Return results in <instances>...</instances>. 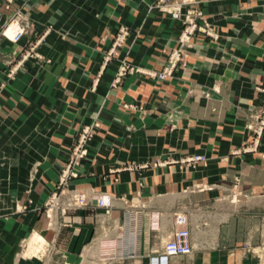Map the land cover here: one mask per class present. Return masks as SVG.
I'll list each match as a JSON object with an SVG mask.
<instances>
[{"label": "crops", "instance_id": "crops-1", "mask_svg": "<svg viewBox=\"0 0 264 264\" xmlns=\"http://www.w3.org/2000/svg\"><path fill=\"white\" fill-rule=\"evenodd\" d=\"M154 1H1L0 31L16 8L31 30L17 43L0 36V264H78L85 249L116 230L130 210L142 213L136 217L140 255L103 261L152 264L151 257L163 253L175 229V213L195 207L211 214L213 246L199 247L193 236L195 251L167 264H259L244 246L260 244L259 225L235 209L221 222L217 204L237 179L241 195L254 198L264 192V137L255 151L234 152L250 144L249 111L264 105V93L256 89L264 87V0H189L184 11L202 10L218 37L197 31V42L172 79L158 83L135 72L114 86L126 54L135 65L158 72L167 65L164 49L178 44L183 21L150 10ZM117 24L130 34L119 56L106 64ZM37 41L50 61L30 59L10 79L5 58L20 59L21 51ZM124 103L151 111L142 115ZM177 106L184 116L173 128L162 113ZM96 113L101 126L86 142L87 154L68 182L91 201L49 220L43 205L72 156L78 130ZM197 154L209 158L196 165L175 161ZM129 162L147 166L127 168ZM101 192L114 195L111 208L97 206L94 195ZM158 215L160 225L154 229ZM34 232L49 244L25 255L29 247L22 245Z\"/></svg>", "mask_w": 264, "mask_h": 264}, {"label": "rangeland", "instance_id": "rangeland-1", "mask_svg": "<svg viewBox=\"0 0 264 264\" xmlns=\"http://www.w3.org/2000/svg\"><path fill=\"white\" fill-rule=\"evenodd\" d=\"M1 1L2 0H0V3H1ZM183 1H185V0H155L154 3H152V5L150 6V10L155 9L158 15H163L164 17H166V16L171 15L169 9L171 8V5L173 3L183 2ZM189 2L190 1H187L186 3H184V5L189 4ZM186 11H191V13H193L195 15L196 22L200 26L205 27L208 30H213L211 28V26L209 25V23L206 20H204L205 18H204V13L202 10H199L198 8H188ZM200 19H203L205 21V24H203V25L200 24L199 23ZM17 20H23L27 24L26 34L29 33L31 30L30 22H29L28 18H26L24 16V13H22V9H19V8H16V10L12 16V19L9 21V23H11L12 21L13 22L17 21ZM6 24L1 29L0 36H3L2 30L6 27ZM117 25H119V27L117 29L112 47L106 51V55L104 57V61L106 62V64L109 63L110 61H112L115 57L119 56L118 50L120 47H122L125 44V42L127 41L128 37H129V34H130V29L128 27H126L123 24H117ZM122 29H125L126 31H128V34L126 36H124L123 38L119 39V34H120ZM49 30H50V27H49ZM107 30L109 31L110 29L108 28ZM183 30H184V28H183ZM181 34L178 37V44L174 48H171L169 50L164 49V52L167 53V55H168L167 65L169 64V62L172 58V55L174 54L175 51H179V53L181 55V59L177 62L176 66L173 69V72L170 75L165 76L163 74L164 69L166 68L167 65H165L162 70L157 72L156 70H153V69H147V68L141 67L139 65H135L133 63V60L131 59V57L128 54H126L125 56H123L121 58V63L119 65L117 74H116L114 81H113L114 86L120 85L124 76H126L128 73H135V72L143 73V74H145V75H147V76H149L155 80L157 79L158 83H162L163 81L165 82L169 79H172L175 75V72L179 69V67L185 65L186 59L189 57V51L193 48L194 44L197 42V40H195V39H197V37L196 36L193 37L194 36L193 35L190 42L182 44V43H180ZM204 34H206V33H204ZM208 36H210V35H208ZM215 36L218 37L217 34H215ZM3 37H5V36H3ZM38 47H40V41L28 44L21 51L23 53L21 54L20 59H18L17 55L14 56L13 54L11 57L5 58L6 63L10 66V70L8 73V77L10 79H13L17 75V73L21 70V68L24 67V64L27 61H29L30 59H37V60L42 61V62H44V61L49 62L50 61L47 57H45L44 55H42L38 51ZM0 59H4V58H2L1 54H0ZM256 89L259 92L264 93V87H261V85H257ZM160 101L162 103L166 102L165 98L161 99ZM123 107L125 109H128V110H140L142 115L149 114L151 111L150 109H146L142 105H137L136 103H124ZM94 116H95V119L91 124L83 125L78 130V134L76 137L77 143H75V144L79 143L81 135L83 133H85V131H87L86 142H89L91 139H93V137L97 133V129L100 128V126H101V122L98 118L99 113L94 114ZM183 116H184V111L181 107H178V106L174 107V108L166 109L162 113V117L173 128L177 127L178 122L180 120H182ZM246 128L250 133V136H249V140H251L250 144L246 143V145H244V147L242 149L234 150L235 153L240 154L244 151L249 152V151H255L256 149H258V147L261 143V140L264 137V105L258 110L251 109L249 111L248 116H247V121H246ZM73 151H74V147H73ZM202 155H204L206 157V160L202 161V162H206L209 157L205 154H202ZM188 157H191V156H188ZM188 157H180L179 159H175V161H176V163H188L189 165L198 164V163H191V162H186V161L184 162V160ZM82 159L83 158H81V160ZM81 160H80V163H81ZM68 163H69V160L67 161V163H64L61 173L63 172V170H66ZM164 163H166V162H164V161H157L156 162V164H158V165L159 164L161 165ZM145 166H147V165L146 164L139 165L138 163H134V162H129L126 165L127 168H136V167L143 168ZM73 173L74 172L72 169L71 173L69 174L68 180H70V177L72 176ZM61 175L62 174H60V177H61ZM204 188H206V187L200 186V185H198V187H196V189H204ZM209 188H213V187H209ZM71 190L72 189L68 185H64L62 187L59 186L53 190V192L50 195L49 200L43 205V211L46 213V215H49V217H50L49 220L56 217L57 212L60 213V216H63L62 215L63 203H66L68 201V199H70L69 197H70ZM55 193L58 194V199L54 200L55 202H53L52 199H53V196ZM101 193H108V192H101ZM96 194H99V193H96ZM94 197H95V195H94ZM89 200L91 201L90 195H89ZM218 202L219 203L217 204V206L219 209L218 211L220 212V214L218 215L219 216L218 220H220L221 222H226L229 218V214L232 212L233 209H235L236 211H239L238 212L239 216H242L246 219H249V218L253 219V221H255V223L259 225V228H260V244L259 245L258 244L252 245V243H248V246H247V244H245L244 246L250 247V249L248 248V251H250L251 254L255 255L258 258L259 264H264V192L262 193L261 196H256L254 198L253 197H247V195H241L240 192L238 191V179H237V181H236V183H234L233 187L228 192H225L224 194H222L219 197ZM71 209H73V208H71ZM71 209H68L67 212ZM213 209H215V208H213ZM188 210H189L191 221L194 225V235L193 236L197 241V245H199V247L207 246V245L213 246L211 244L213 243L212 242L213 237H215L216 228L214 225V221H212V219H211L212 218L211 214H207V213L203 212L201 209L198 210V209H196V207L193 209H188ZM63 214H66V213H63ZM120 233H123L122 229H120V226L114 231L108 230V231L104 232V234L101 237H99L97 240H95V242H96L95 245L91 244L89 247H87L85 249L84 256H82V258L78 264H100V262H101V264H105L106 261L101 260V258H104V257L108 258V257H112V256H102L101 257V252L103 251L102 250V245H103L102 243L105 240L104 237H108V238L111 237L112 239H116V236ZM31 237H32V235L27 239V241L25 242V244L22 245V247H29L28 241ZM48 244H49V242L46 238H45V242H43V244L40 243V245H42L41 248L47 247ZM90 254H91V256H89ZM161 255H162V253L160 255H156V256H161ZM63 264H72V263L66 262Z\"/></svg>", "mask_w": 264, "mask_h": 264}, {"label": "built area", "instance_id": "built-area-1", "mask_svg": "<svg viewBox=\"0 0 264 264\" xmlns=\"http://www.w3.org/2000/svg\"><path fill=\"white\" fill-rule=\"evenodd\" d=\"M8 3H12L13 0H7ZM175 2L171 5L169 9L172 17L180 19L184 23V30L180 37V43L185 44L191 41L192 36L197 32H203L212 37H216L214 31L208 30L205 27L200 26L195 19V15L191 11H184V3ZM15 24V30L13 33L12 41L14 43L19 42L22 37L27 32V24L23 20L12 21L7 24L2 30V35L8 38L7 31L11 24ZM128 34V31L122 29L119 34V39L123 38ZM181 59L179 51H175L169 64L164 69L163 74L166 76L173 72L174 67L177 62ZM87 131L81 135L79 143L74 147L72 156L69 159V163L66 170H63V175L58 180L57 186L68 185L69 174L72 169L80 164L81 158L87 154L86 148ZM206 157L202 154L193 155L184 160V162L199 163L205 161ZM66 171V174L64 172ZM70 199L66 203H63L62 212L66 213L68 209L71 208H82L90 203L89 195L86 191L82 189H72L70 193ZM58 199V194H54L52 201ZM97 206L109 209L113 206L114 196L109 193H99L94 197ZM142 213L138 210L127 211L123 222L120 225L123 233L116 236V239H110L106 244L102 246V256H113L120 259L135 258L140 255L139 244L141 237V227L137 226L136 217ZM160 225V215L154 217L152 227L154 229L158 228ZM174 225L175 229L170 234L168 239L164 243V249L161 256H152L151 262L153 264V259L157 258V264H167L168 260L174 256L191 255L196 248L193 238V223L190 218V214L186 211L175 213L174 215ZM138 228L140 231H138ZM107 257L101 258L105 260Z\"/></svg>", "mask_w": 264, "mask_h": 264}, {"label": "bare ground", "instance_id": "bare-ground-1", "mask_svg": "<svg viewBox=\"0 0 264 264\" xmlns=\"http://www.w3.org/2000/svg\"><path fill=\"white\" fill-rule=\"evenodd\" d=\"M14 30H15V24L13 23V24H11L10 26H9V30L7 31V34H8V38L7 39H9L11 42H13L12 41V37H13V33H14ZM64 174H66V171L64 172ZM63 175V174H62ZM170 233V232H169ZM119 235V234H118ZM165 236V235H164ZM170 236V235H169ZM167 237V236H166ZM105 238V240L103 241V245L104 244H106V242H108L109 240H110V238L111 237H104ZM43 242H45V238L41 235V234H39V233H37V232H34L33 233V235H32V237L29 239V241H28V245H29V249H28V251L27 252H25V255H32V254H37L38 253V249H41V246L42 245H40V243H42L43 244ZM102 245V246H103ZM43 250V249H42ZM41 250V251H42ZM89 251V250H88ZM89 256H91V254L89 255Z\"/></svg>", "mask_w": 264, "mask_h": 264}]
</instances>
